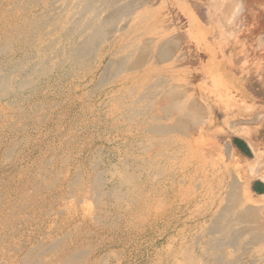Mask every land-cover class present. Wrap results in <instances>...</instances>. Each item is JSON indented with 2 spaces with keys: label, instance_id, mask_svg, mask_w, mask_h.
Listing matches in <instances>:
<instances>
[{
  "label": "bare ground",
  "instance_id": "1",
  "mask_svg": "<svg viewBox=\"0 0 264 264\" xmlns=\"http://www.w3.org/2000/svg\"><path fill=\"white\" fill-rule=\"evenodd\" d=\"M192 1L0 0V264H264V0Z\"/></svg>",
  "mask_w": 264,
  "mask_h": 264
},
{
  "label": "rangeland",
  "instance_id": "2",
  "mask_svg": "<svg viewBox=\"0 0 264 264\" xmlns=\"http://www.w3.org/2000/svg\"><path fill=\"white\" fill-rule=\"evenodd\" d=\"M190 1H192V0H190ZM194 1L197 3V4H194ZM194 1H192V3L190 2V3H188L187 4V7L189 8V10H190V8L192 7V6H194V7H192L191 8V10H190V13L191 14H194V16H195V18L196 19H198V20H200L201 19V22H203L204 24L205 23H207L208 22V20L209 19H207V17H206V15L204 14V12L206 13V10L204 9V5L202 4V3H199L198 2V0H194ZM199 3V4H198ZM229 3V2H228ZM192 4H194V5H192ZM192 5V6H191ZM196 5V6H195ZM262 7H263V9H264V5H261ZM203 7V8H202ZM194 12V13H193ZM264 12V11H263ZM196 14V15H195ZM247 14H249V10H247ZM203 15V16H202ZM205 15V16H204ZM198 16V17H197ZM248 24L250 25V27H252V25H253V19H251V18H248ZM255 29H256V27H254L253 28V30L255 31ZM252 30H250V32H251ZM253 31V32H254ZM208 32V33H207ZM207 35L209 34V31H207L206 30V32H205ZM210 35H212L211 33H210ZM263 36H264V34H262ZM205 43L207 44V47H209V49L211 50V51H216V48L214 47V45H212L210 42H206L205 41ZM200 51V55L202 56V58L204 59V61L206 60V59H208V56L210 55V53L209 52H207V54H206V51H204V49L203 48H200L199 49ZM235 55V58L236 59H234L233 60V58H232V56H234ZM234 55H231V53L230 54H220V57L221 56H224V58H223V63H222V66H223V69H221L220 70V72H221V74L223 75V77L224 78H226L225 79V84L227 85V86H232V84H233V86L235 87V89L237 88L238 90H239V92L240 93H238L240 96L241 95H243V96H241L240 98H242V99H239V100H241V101H235V102H240L239 104L241 105V106H243L244 105V103H245V106L244 107H248L249 109H247V111L249 112V113H251V111L252 110H254V109H258V110H262V111H264V82L263 81H260V79H257V78H255V75H254V73L251 71L250 73H247V72H244L242 69H241V67L239 68V67H237L238 65L240 66V64L239 63H237L238 62V60H237V55H238V53H236V54H234ZM205 56H206V58H205ZM212 56H213V53H212ZM216 57V56H215ZM221 59H222V57H221ZM230 60V61H229ZM235 61V63H234V65L232 64V63H230V62H234ZM228 67V68H227ZM231 67V68H230ZM233 68V69H232ZM235 68V69H234ZM227 69V70H226ZM240 69V70H239ZM236 70V71H235ZM247 70H248V68H247ZM250 70V69H249ZM226 71L227 72H229V71H232L234 74H235V77L234 78H231L230 76H227V75H230V74H226ZM249 72V71H248ZM245 73V74H244ZM253 75H252V74ZM227 76V77H226ZM232 79V80H231ZM232 83V84H231ZM225 84H223V85H225ZM232 86V87H233ZM236 89V90H237ZM249 96H247V95ZM247 96V97H246ZM244 97V98H243ZM249 99V100H248ZM247 100V101H246ZM251 101H253V102H251ZM256 102V103H255ZM243 103V104H242ZM251 103H254V104H251ZM256 104V105H255ZM258 104H260L261 105V107L260 106H258ZM250 105H252L251 107H250ZM253 107V108H252ZM65 109V108H64ZM63 109V110H64ZM66 110V109H65ZM68 116L69 115H67L66 117H65V120L68 118ZM69 119V118H68ZM220 119V120H219ZM223 118L221 119V117L219 116L218 117V125H220L219 127H221L220 129H224V130H221V134H218L219 136H216V139H215V142L217 141L218 142V144H219V148H220V150H222V149H225L224 148V145L225 144H229V145H231V147H232V151H231V154L233 155L232 156V160L233 161H235V163H239L242 167H246L247 165H249L250 163H252V162H254V160H255V156H254V152L252 151L253 150V146H252V144H251V142L252 141H254V140H251L250 141V139H248L247 138V136H246V134H248L249 135V138H250V133L251 132H249V131H242V129H240V130H229L227 127H223ZM68 121V120H67ZM222 121V122H221ZM225 131V132H224ZM246 133V134H245ZM244 134H245V137H244ZM222 135V136H221ZM244 137V138H243ZM215 138V137H214ZM226 140V141H225ZM231 140V141H230ZM121 140H119L118 142H114L113 144H111V143H107V142H105L104 143V146L105 147H110L111 148V150H110V152L108 153L107 151H105V153H103L102 154V157H103V160H105V161H111V160H114L115 159V157H117V152L115 153L114 151H115V149H114V144L115 145H119V143H121L120 142ZM217 142H216V144H217ZM217 144V145H218ZM251 144V145H250ZM110 145V146H109ZM223 151V150H222ZM32 154H35L36 155V153L34 152V153H32ZM108 154V155H107ZM221 154H222V152H221ZM221 154H220V157H221ZM32 155H30L29 157H31ZM106 157V158H105ZM112 158V159H111ZM249 163V164H248ZM238 164V165H239ZM7 166H5L4 168H5V171H6V168ZM248 171V170H247ZM250 173V172H249ZM253 178V177H252ZM254 178H256V177H254ZM250 180H252V179H250ZM254 182H256L257 183V187L259 188V189H261V190H258V193H261L260 195H263L264 194V183H263V181L261 180V179H254ZM7 183V182H6ZM0 189H4V190H6V187L5 186H3V185H1V187H0ZM138 239L136 240V243H138ZM158 246L159 247H165V248H167V246H168V243H167V240H165V239H163V238H160V241H159V244H158ZM127 247V248H126ZM124 249H122V248H118L120 251H122L121 253L122 254H124L125 255V257H129V254H130V252L131 251H134L135 249H136V244H135V246H133L132 245V247H131V245H129V246H126ZM122 249V250H121ZM137 264H146V261L144 260H141V259H137V262H136Z\"/></svg>",
  "mask_w": 264,
  "mask_h": 264
}]
</instances>
